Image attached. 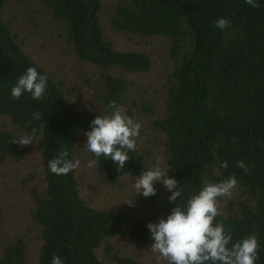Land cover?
<instances>
[{
  "label": "trees",
  "instance_id": "obj_1",
  "mask_svg": "<svg viewBox=\"0 0 264 264\" xmlns=\"http://www.w3.org/2000/svg\"><path fill=\"white\" fill-rule=\"evenodd\" d=\"M6 1L0 0V117L8 119L9 128H0V161H19L29 152V146L21 148L11 143L13 139L31 136L38 142L45 183L43 189L31 191L32 217L41 229L38 263L51 264L52 257L59 256L65 264H104L97 252L104 245L114 264H140L114 251L108 239L127 226L128 238L145 245L151 238L149 222L89 204L81 195L77 170L56 175L49 161L64 150L68 159L76 160L78 138L89 158L97 159L87 150L85 132L97 115L111 113L110 101L123 107L130 86L122 73L151 70V58L143 52L118 50L105 38L100 0H39L64 26V40L79 60L100 70L96 107L78 108L52 74L25 52L3 20ZM258 3L259 8H252L245 0H121L111 23L117 32L170 40L173 63L162 105L147 100L137 106L139 110L127 111L137 121L139 115L154 117L151 127L161 135L167 166L182 190L176 202L169 201L168 190L162 195L165 219L176 205L185 208L190 196L207 183L235 175L238 186L231 197L221 200L223 214L217 222L231 230L232 243L256 233L260 244L256 264H264V0ZM220 18L230 26L216 28ZM29 67L48 76L44 98L34 100L25 92L13 99L11 89ZM36 112L40 119H33ZM128 155L131 159L123 169L103 156L96 165L109 182L147 171L137 147ZM241 160L249 166L247 172L237 167ZM224 161L227 168L221 166ZM157 199V195L145 198V203L153 206ZM0 264H29L15 239L3 244Z\"/></svg>",
  "mask_w": 264,
  "mask_h": 264
},
{
  "label": "rangeland",
  "instance_id": "obj_2",
  "mask_svg": "<svg viewBox=\"0 0 264 264\" xmlns=\"http://www.w3.org/2000/svg\"><path fill=\"white\" fill-rule=\"evenodd\" d=\"M120 1L100 0L99 18L103 35L118 50L143 52L152 60V68L149 71L122 73L130 86L123 108L126 113L129 107L137 111L140 109L137 106L147 100L150 104L160 107L166 91L168 71L173 63L169 54L170 40L164 36L117 32L111 20ZM2 17L18 36L25 52L52 74L75 106L81 109L96 107L95 86L101 75L100 70L91 63L79 60L67 46L64 40L65 28L55 20L49 8L39 0H7ZM153 118L138 116L142 128L137 138V148L145 157L147 170L152 169L159 159L162 170L168 172L169 178H174L166 163L161 135L155 134L151 127L150 121ZM8 122L7 118L0 117V128H9ZM77 140L75 158L81 161L77 174L81 195L89 204L101 209L120 211L135 218L143 217L149 223H158L161 218L165 219L162 195L167 189L161 182L155 185L157 202L149 206L142 194L135 193L133 185L137 176H123L116 182L107 181L97 165L88 167L92 159L84 150L81 139ZM44 186L41 155L36 140L33 139L29 152L22 160L8 158L0 161V203L3 207V218L0 220V255L3 244L13 238L24 250L28 263L39 264L41 229L32 217L34 202L31 191L35 187L43 189ZM131 199L130 206L126 202ZM126 229L127 226L123 233L108 239L114 246V251L131 257L140 264H167L166 261H158L157 254L151 251V245L154 243L152 236L145 245H136L128 238ZM97 252L104 264H114L104 251V245L100 246Z\"/></svg>",
  "mask_w": 264,
  "mask_h": 264
},
{
  "label": "clouds",
  "instance_id": "obj_3",
  "mask_svg": "<svg viewBox=\"0 0 264 264\" xmlns=\"http://www.w3.org/2000/svg\"><path fill=\"white\" fill-rule=\"evenodd\" d=\"M252 8H259L258 0H245ZM216 28L221 30L230 26V21L220 18L215 22ZM48 76L41 75L37 68L29 67L21 75L16 85L11 89L13 99H20L27 92L34 100H42L46 93ZM108 108L112 111L109 115H97L91 121V130L85 132L87 137V150L97 159L91 160L88 167L97 164L100 157L110 158L123 169L131 157L130 151H135L142 123L129 116L125 109L117 104L116 100L110 101ZM41 114L36 112L33 119H40ZM35 129H33V133ZM33 142L31 136L13 139L12 144L21 148ZM67 150L61 151L49 161L50 171L56 175H67L79 169V159H68ZM228 167V162L221 165ZM237 167L247 172L249 166L244 161H237ZM161 182L171 192L168 197L170 202H176L181 197L182 190L175 178H169L168 172L162 170L160 161L141 175L136 177L133 185L136 194L149 198L157 194L156 184ZM235 175L219 183H207L198 194H193L186 202V207L176 205L166 219L161 218L158 223H149L154 243L151 251L157 254L158 261L167 264H256L259 260L260 244L258 235L249 236L232 243L233 236L230 229H226L222 222H217V217L222 213L221 200L231 197L238 186ZM131 206L132 199L127 201ZM231 244V247L229 246ZM51 264H65L59 256H53Z\"/></svg>",
  "mask_w": 264,
  "mask_h": 264
}]
</instances>
